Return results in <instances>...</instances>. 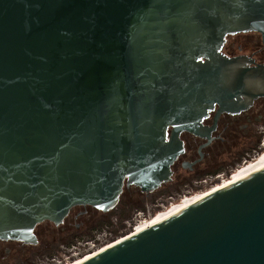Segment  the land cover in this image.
<instances>
[{
  "label": "water",
  "instance_id": "obj_1",
  "mask_svg": "<svg viewBox=\"0 0 264 264\" xmlns=\"http://www.w3.org/2000/svg\"><path fill=\"white\" fill-rule=\"evenodd\" d=\"M248 33L264 0H0V241L167 184L182 133L264 97L223 52ZM82 264H264V169Z\"/></svg>",
  "mask_w": 264,
  "mask_h": 264
},
{
  "label": "flooded vegetation",
  "instance_id": "obj_2",
  "mask_svg": "<svg viewBox=\"0 0 264 264\" xmlns=\"http://www.w3.org/2000/svg\"><path fill=\"white\" fill-rule=\"evenodd\" d=\"M262 44H258L256 50L250 55L241 54L239 56H248L256 61L257 56L264 55ZM256 63L260 64L257 61ZM201 126L198 135L191 132H184L180 135L183 152L171 167L170 181L160 187L162 190L173 188L175 191L162 193L154 198V208L160 209L170 200L180 198L185 191L189 194L192 191L214 186L224 178H230L235 171L252 162L264 151V97H259L251 106L235 114L224 112L218 115L216 105L215 109L209 112L208 117L202 120ZM171 132L170 129L168 134L171 135ZM144 195L146 193H142L138 187L125 185L118 205L123 201L129 204L134 201L135 196L140 198ZM97 214L103 215L92 207L79 206L70 211L61 225L48 223L58 228L62 235L74 236L81 233L78 236L89 241L94 238V235L84 236L82 230L94 222ZM39 226L34 232L38 240L37 245L0 241V264H10L11 261L16 262L23 259L30 250L36 248L40 244L41 237L49 234L47 230ZM72 244L67 245L65 249L68 250ZM86 249V245L79 247L80 254L90 251ZM56 258L58 256L54 258L52 256L51 259Z\"/></svg>",
  "mask_w": 264,
  "mask_h": 264
},
{
  "label": "rangeland",
  "instance_id": "obj_3",
  "mask_svg": "<svg viewBox=\"0 0 264 264\" xmlns=\"http://www.w3.org/2000/svg\"><path fill=\"white\" fill-rule=\"evenodd\" d=\"M261 43L262 37L258 33L238 34L235 36H229L227 38V42L223 49V52L228 56H239L241 54L250 55L253 51L256 50V46L258 44L261 45ZM256 59V61L260 64H264V55H259ZM174 191L175 190L173 188H168L164 190L159 189L151 195L146 194L144 196H141L140 198H137V196H135L133 199L134 201L129 202V204H127L128 202L125 203V201H123L121 204L117 205V207L111 212L103 215L97 214L94 218V222L85 229H83L82 234L84 236H93L96 231H103L108 229L107 232L112 233V236L109 237L111 238V240H109L110 242L116 243V241L121 238L122 239L120 241H122L123 239L129 237L131 233L135 232L131 231L129 223L132 221L133 217L137 212L144 211L146 213V210L149 208H151V214L159 212L160 210H162V208H154V198L158 197L162 193ZM185 192L184 194H182V196L191 194ZM196 192L197 191H192V193ZM178 200L179 198L172 201ZM172 201L170 200L169 202ZM164 206L167 207L168 204H165ZM39 228H44L48 231L47 233L49 234L41 237V239L39 240L40 244L36 248L30 250L29 254H27L23 259H20L16 262L11 261L10 264H47L49 263L48 260L51 259L52 256L53 258L58 256V258L56 259L61 260V257L63 258L64 255L68 254V250L65 249L67 245L73 243L68 247L69 249L72 246H78V243H84L85 241H87L84 240V238H81V236H78L81 233H77L74 236H69L67 234L62 235L60 234L58 228H54V225H51L48 222L42 223ZM87 249L89 248L87 247ZM84 253L86 254L87 252Z\"/></svg>",
  "mask_w": 264,
  "mask_h": 264
},
{
  "label": "bare ground",
  "instance_id": "obj_4",
  "mask_svg": "<svg viewBox=\"0 0 264 264\" xmlns=\"http://www.w3.org/2000/svg\"><path fill=\"white\" fill-rule=\"evenodd\" d=\"M263 155H264V151L260 155H258L256 159L252 160V162H250L249 164H246L245 166L243 165L242 168H239L237 171H235L231 175L230 178H224L219 183L214 184V186L212 185L211 187L203 191H200L196 194L187 195L185 198H181L178 201L171 203L168 207L162 209L161 211L156 212L155 214L151 215L149 218H147L146 220H144L137 226V228L134 230L135 232L131 233L129 237L123 239L122 241H120L122 239L121 238L118 241H116V243L109 242L111 244L107 243L109 245L105 244L102 246L104 247L107 245L106 247L104 248L100 247L82 256L75 257L71 259L70 261H68L66 264H82L90 259H93L94 257L107 251L108 249L122 243L123 241L151 229V227L166 221L167 219L173 217L174 215H177L178 213L182 212L188 207L195 205L198 202L206 199L207 197L223 190L225 187L238 183L248 177H251L255 173L264 169V156Z\"/></svg>",
  "mask_w": 264,
  "mask_h": 264
},
{
  "label": "built area",
  "instance_id": "obj_5",
  "mask_svg": "<svg viewBox=\"0 0 264 264\" xmlns=\"http://www.w3.org/2000/svg\"><path fill=\"white\" fill-rule=\"evenodd\" d=\"M263 145H264V143H263ZM209 187H211V186H209ZM209 187H205L204 189L198 190L196 193H198L200 191H203V190H205V189H207ZM196 193H191L189 195H193V194H196ZM186 196L187 195H183V196H181V198H185ZM181 198H179V199H181ZM173 202H175V201L169 202L168 206L171 203H173ZM161 208L164 209V208H166V206L162 205ZM153 214H151V208L147 209L146 213L144 211L137 212L135 214V216L133 217L132 221L129 223V226L131 227V231H134L141 222H143L144 220H146L147 218H149ZM107 231H108V229L103 230L102 232H99V233H95L94 234V238L89 240V241H87V243H78V246H72L71 248H69L68 249V254L64 255L63 258L61 257L60 258L61 260H59V259H49L48 260L49 263H47V264H66L71 259H73L75 257H78L80 255H84L85 253L84 254H80V252H79V247H81L83 245H86L90 249V251H93V250H96V249L102 247L103 245H105V244L110 242L107 239L110 236H112V233H109Z\"/></svg>",
  "mask_w": 264,
  "mask_h": 264
}]
</instances>
